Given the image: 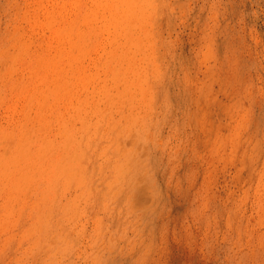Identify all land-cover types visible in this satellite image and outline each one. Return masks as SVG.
I'll list each match as a JSON object with an SVG mask.
<instances>
[{"label":"rangeland","instance_id":"1","mask_svg":"<svg viewBox=\"0 0 264 264\" xmlns=\"http://www.w3.org/2000/svg\"><path fill=\"white\" fill-rule=\"evenodd\" d=\"M0 264H264V0H0Z\"/></svg>","mask_w":264,"mask_h":264}]
</instances>
